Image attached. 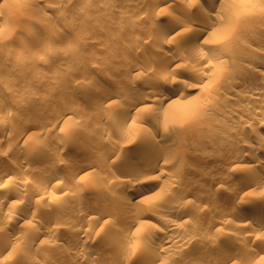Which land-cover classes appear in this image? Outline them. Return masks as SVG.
<instances>
[{
  "label": "rangeland",
  "instance_id": "rangeland-1",
  "mask_svg": "<svg viewBox=\"0 0 264 264\" xmlns=\"http://www.w3.org/2000/svg\"><path fill=\"white\" fill-rule=\"evenodd\" d=\"M63 1L65 2L61 5L57 4L56 0H7L0 3V114L11 111L14 115L6 132L2 133L3 131L0 128V136H2L0 138H5L2 139L3 145L1 144L2 149L0 148V159L3 157L4 159L12 157V159L8 158V160H10L9 162L5 160L3 163L2 161L4 159H1L2 161L0 160V168H2L0 172L2 173L4 171L3 166L5 163L11 164V162L17 163L18 161L20 164L21 161H23L21 164L25 166L23 165V168H20L18 165L16 169L19 167L21 170L20 176L27 177L30 186L32 185L30 184L32 181L38 178L43 179L44 175L46 176V174L50 172L46 171V169L51 170V168L46 167V161L48 160H55L57 167L60 165L59 170L62 172L61 178L54 181L55 183L52 184L49 189L54 194L53 197L56 198V200H53L56 204L50 201L52 198L48 197L49 194L45 196L46 204L36 201L33 197H26L22 200L12 198L16 200L15 202L19 207V212L23 213L24 216L16 226L7 227L9 232L13 236H16L23 228L26 229L29 224L33 223V221L43 222L46 220L42 211L43 206L46 207L49 203V205L57 207L53 209L51 216L55 217L59 223H62L61 220H63L65 216L75 214L73 210L78 202L80 204L82 201V203H92L93 201L92 204H94V206L96 203L98 204V206L96 205V207H99L98 210H100V206L101 208H105V206L108 205V208L114 206L107 196V193H111L113 190L106 186L108 190L105 191L103 186H100L97 181H93V177L97 175L98 177H104L108 171L124 172L128 166L125 165L126 167H123L122 165H117V162H114L117 164L115 165L113 163L111 168L107 169L105 167L106 169L104 168V170L103 167H100L99 161L104 156L106 144L114 143L115 145H121L122 143V150H128L129 152H127L132 154V157H134L133 152L134 155L136 152L138 153L136 148V145H138V138L131 140L132 138L129 139L130 137H125L123 136L124 131L137 133L136 135L138 137H148L150 135L152 139H155L157 143L162 146V149L166 148L171 152L178 153V155L181 154L184 160L189 161V163L184 168L183 172H181L174 166H170L169 168L168 166L170 164L166 162L162 163L161 158L157 159L155 155H158V153H152L154 161L152 164L157 165V167L164 166L171 169V174H174L172 176H175L178 182L176 183V180L170 182L172 179H163L165 181L161 182L162 184H159V186L155 188L154 191H156V193L158 192V195L165 191L164 194L159 195L163 200L161 201L165 209L160 203L161 208H158L159 206L157 207L158 209L155 208L158 212H153L155 215L151 214L145 217L149 226L143 229L144 231L140 237V239H144L140 240L142 242H139L138 239H132L131 237H129L127 241L123 240V242H121L119 237H116V233L113 229L117 227L120 222L118 223V220H115L116 215L112 214L114 218L111 216H107V218H112L118 225L115 221L113 222L108 218L110 221L107 222V224L109 223L107 226L111 229L109 227L105 229L104 227V230L100 228L101 226L97 228L93 226L94 228L92 227L90 232L80 236V239H75V236L70 234L69 231L77 229L76 226L78 224L72 226L68 222H63L64 224L62 223L61 225L58 223L59 225H57L60 228L58 235L61 233L60 237L58 236L52 240L50 239V241L48 240L34 247H30L27 240H23L26 245L24 246L22 245L24 242H20L21 245L18 250L24 251L23 254L25 259L27 258L30 260V258L33 259L37 257L43 261V264H76V259L72 256H67L66 251L71 249L78 252L81 247H87L104 252V255H107L106 258L110 256L109 258L113 262H120L121 257L116 253V249L113 247H116L115 245H118L117 243H125L132 251L127 263L124 264L143 263L145 256L144 251H146L143 241L150 240L152 237L158 240L163 238L162 235L168 230L164 222H162V218L159 216L162 214L165 217L168 215L167 217L169 218H178L175 213L168 212L166 209L167 206L175 205L174 208L180 209V211L182 210L186 214L183 218L184 220L182 219L180 221L181 225L179 232L184 231V233L187 232V234H191L194 241L182 244L181 246H176V244L172 246L170 244V250L168 249L167 252L164 251L160 254L163 256V258L160 257L162 261L165 262L164 264H202L203 261L209 259L212 263L214 258L215 263L219 264L221 263L220 258L222 257V249H226L227 247L240 251L241 253L239 252L238 255L241 256L228 260L229 262L226 261L223 264H264V231L258 232V228L264 226V181L259 188L253 189L254 187L251 186L248 188L249 190H244L243 194L239 193V195L231 199L230 194L232 193L231 191H233L231 189L234 188L235 190L236 187L238 188L239 186L230 188L231 186H229L227 179L236 177L237 179L234 178L236 180V185H240L241 181L247 177V172L245 174V171L247 170V164H249L247 161L248 159L245 157H241L242 159L240 158V160L235 158L233 164L230 165L231 167H225L220 164V162L215 163L216 161L213 160H208L209 162H203L202 160L204 156L212 151V145H215L211 134L223 132L225 125H227V123L229 124L231 119L236 118L237 114H248V111L243 109L244 106H238L239 102L237 100L241 101L240 103H244L242 95L245 93L235 82L245 75H250L252 72L254 75L253 77L257 81L263 80L264 82V67L255 61L257 59L264 61V45H251L249 43L250 37L256 34L264 38V0H233V2L230 0L231 3L229 1L225 5L219 6V11L218 7L214 8L213 13L215 14L213 15H215V17L212 15L211 19L213 22L215 21L217 23L218 21V24L221 23L220 26L225 28V32L220 30V32L222 31V35H219L220 37L215 34L218 31L209 33L211 39L215 36L217 39L208 42L211 44L217 43L220 47L216 46L212 48L206 44L202 47L204 50L210 47L211 50L213 49V53L218 54L220 59L216 61L218 64L213 63L216 65L207 66L205 61H197L198 59L196 57L194 60L197 59L195 61L197 64L195 63L196 66L194 70H190L184 60L179 59L181 60L179 64L176 65L173 70H169V72L166 70L161 72L159 70L161 66L163 67L166 63V58L160 60L161 55L158 54L159 49L167 51V55L177 50L186 55L188 52L186 49L188 43H185L177 37L172 39L170 43L161 41L160 43L157 36L158 40L155 36H152V38L150 37V39L148 38L147 41H145L141 39V36H143L146 29L149 28L146 25V28L142 26L138 20L142 19L144 23L151 22L152 20L161 25V23L164 24L168 21L166 17H169L170 14H177L178 16L180 15L181 17L188 18V20H193L197 23L203 20V15L199 13V6L196 5H199V3L204 0H198V3L192 1L191 3H194H190L186 8H182L176 0H171L172 2L142 0L135 6V10L126 16L121 15V9L130 8L129 0H91L82 14L78 13L81 6L77 2L80 0ZM154 2H161L159 4L161 6L160 9L156 10ZM54 3L55 6L52 8L51 6ZM226 28H228L229 31H226ZM220 32H218V34H220ZM48 46L55 47L57 52L54 54H47L45 48ZM118 50L126 54L125 59H122L121 56L119 57V53L121 52L117 53L116 51ZM19 55H26L25 60L20 63L18 62ZM152 61L156 62L158 66L161 65L160 68H148L150 63H154ZM202 62H205L206 66H204ZM136 65L142 66L143 71H140L141 73L139 72V75H132V69H134ZM201 70L202 72L204 71V73H213V75H217L219 77V82L217 90L210 91V93L207 92L208 85L206 84L208 83L205 84L206 87L204 85V90H202V92L197 88L192 90L197 95L199 94L198 99L202 100L203 103L201 104H203V109L206 107L204 110L205 113L198 116L196 121L189 123L182 119V116H178L174 118V120L170 119V114L168 112L169 107L166 109L164 108L163 111L158 113L159 99H156L154 101L149 100L147 103L148 107L144 112L146 117L148 116L147 120L135 119V123L137 124L131 125L130 128L127 127L128 125L124 126V129L122 127L120 130V132L123 131L122 134L115 130L112 118L118 111L114 112V107L118 108L122 102L127 100L128 97L131 98L133 94L134 96L140 95L143 98L147 97L148 94L142 90L147 78H179L181 82L184 80V85L179 81L180 83H178L176 89L178 87L186 90L188 85H197V83H199L196 73L201 72ZM253 70L259 74L257 73L258 75H256ZM226 75H234L235 79L230 81L231 78H227ZM239 75L243 76L241 77ZM236 76H238L237 79ZM208 82L210 83L211 81ZM85 87H89L92 91H84ZM94 89L95 91H93ZM113 91L115 96L111 95V97H105L108 92ZM262 99L263 98L257 99L255 100L256 102L250 101V103L254 102L260 104L261 102L262 104L259 106H262L264 104V100ZM70 100L77 101V106L75 105L76 108L70 113L71 116L62 119L64 122L61 120L58 124H52L53 120H55L54 116H59L57 112L59 103ZM261 111L262 110L259 109V111L256 110L255 113H249L250 116L253 117L252 126H233L230 132H228L229 134L227 132L224 134L228 135L232 143L235 141L242 142L243 140H248L256 124H260L264 121V115ZM55 113L58 115H54ZM31 121H34V128H30V130L27 129L26 132L25 127L28 128L27 124ZM48 123H50V126ZM105 123L110 127L112 126V131L108 133L104 132L102 135L99 130ZM82 128L87 132L90 130L91 133L89 131L88 133L79 134L78 131H80V129L82 130ZM165 128H172L175 130L177 138L162 134ZM23 131V136L16 139L20 135L19 132L22 133ZM6 134L10 136L8 137ZM13 134H15V136ZM94 135H97L98 139L96 138L97 136ZM178 136L181 137V143H177L178 141L176 139H178ZM6 138H8V142H6ZM17 140L19 142L18 146L22 145V148L14 151L12 147L17 144ZM57 141L59 144V141H64L66 144L60 148ZM256 143L257 142H255V145ZM88 144L94 145L88 146ZM182 144H184V146H182ZM85 145L89 148L93 147V149L90 150L91 154L79 151L78 148H82V146L86 147ZM257 145L260 146L258 143ZM57 146L59 148H57ZM8 148L9 151L7 150ZM257 155L264 157V145L258 150ZM223 156L228 157L229 154L225 153ZM95 158L96 160L100 158L99 161L93 163L95 166L92 168L90 167L86 172L84 169L82 172L83 174H77L76 178L71 177V171L76 167L75 165H79V162L82 164L83 161L85 162L83 164L90 163V161L95 160ZM15 163L11 165H15ZM74 163L76 164L74 165ZM19 169L18 173L20 172ZM119 169L122 170L120 171ZM129 169H131L130 166ZM44 170L46 172H44ZM255 170L257 171L255 172ZM88 171L90 173H88ZM257 172H259V176H264V170L259 171L258 168H254L252 174H256L257 178H259ZM156 173H158V171L153 172V174ZM184 175L195 176L196 180L194 182H188ZM15 180L16 179H13L9 182H11L13 188L17 190L18 183L16 184L17 181ZM7 182L8 181L2 182V186H4L3 188L5 190L3 188L0 189V194H2L3 191L5 192L6 190L12 189V184ZM57 182H60L64 187L61 188V185L56 184ZM6 183L8 185H6ZM91 188L100 191L101 196L98 193L97 197L96 193L92 191L94 189L91 190ZM30 190L31 187L30 189L27 187L25 190L22 189L21 191L28 194ZM102 192L105 197L102 196ZM180 196V199L185 197L183 198L184 201L177 204L175 200ZM96 198L100 202L97 201ZM95 201L96 203H94ZM225 201H227L230 206H228V209L225 208L222 210L220 205L225 203ZM250 203L255 207L253 208V213L256 218L251 220L249 225L239 227L238 221L235 218V212L241 207H246L244 205ZM143 208L144 206H142L141 209ZM8 210H10V207L3 205L2 209L0 208V215L2 214L3 217H7L6 214ZM34 210L38 211V215L33 217ZM64 220L66 221V219ZM91 221L92 220L84 221V223L82 222L83 228L89 227ZM216 221L219 223L217 224ZM4 222L5 218L2 223ZM2 223L0 221V227H3ZM106 230H111L110 235L114 241L113 245L111 236L110 239L108 238L111 240V244L107 241L108 239L105 240ZM241 242L243 244L242 248ZM229 244L231 246H229ZM236 245H238L237 249H235ZM260 245L263 246V251L258 249ZM15 248H13V250H15ZM12 256L13 260L14 258L17 259L15 255L12 254ZM0 258L8 260L2 259V264H26L24 259H19L21 261L14 260L16 261L14 262L12 259L10 260V256H3ZM139 258H141V260ZM89 264H102V261L93 259Z\"/></svg>",
  "mask_w": 264,
  "mask_h": 264
},
{
  "label": "bare ground",
  "instance_id": "bare-ground-1",
  "mask_svg": "<svg viewBox=\"0 0 264 264\" xmlns=\"http://www.w3.org/2000/svg\"><path fill=\"white\" fill-rule=\"evenodd\" d=\"M5 1H7V0H0V3H3ZM56 1H57V4H59V5H61L65 2L63 0H56ZM90 1L91 0H80L79 2H77L81 6L78 13H80V14L84 13L85 8L88 6V3ZM141 1L142 0H129L130 8L127 7V8L121 9L122 10L121 15H124V16L129 15L133 10H135L134 9L135 6L138 5ZM176 1L179 2L180 6L182 8L183 7L186 8L187 5H189L192 1H195L197 3L199 2L198 0H176ZM229 1L230 0H204L201 3H199V5L195 4L196 6H199V13L201 15H203V20L200 22H197V23H195L193 20H188V18L181 17L180 15L178 16L177 14H172V15L170 14L169 17H166L168 21H166L164 24L161 23V25H159L158 22L157 23L155 21L153 22L151 19H150L151 22L147 21L148 23H144L142 19H139L138 22H140V24H142V26L146 25L149 28V29H146L144 35L141 36V39H143L145 41H147L148 38L150 39V37L152 38V36H155L156 39L158 37L159 42L161 41V42H165V43H170V41L172 39H175L177 37V38H180V40L184 41L185 43H188L187 48H186L188 51L187 52L188 54L186 53V55H184L183 53H181L178 50L167 55V53H166L167 51H165L164 49H159L158 54L161 55L160 60L161 59L164 60L166 58V61H165L166 63L164 64L163 67L160 65L161 66V68H160V66H158L156 64V62L152 61L154 63H150V65H148V68L154 69V68L158 67V68H160L159 70L161 72L162 71L164 72V70L169 72V70L170 71L173 70V68H175L176 65L179 64V61L184 60V62L188 65V68L190 70H194V68L197 64L195 61L197 59H198L197 61H200V60L205 61L207 63V66L208 65L214 66V65L218 64L216 62V61L220 60L218 57V54L213 53L212 52L213 49L211 50L210 47H212V48L216 47V46L220 47V45L217 43L216 44L209 43L210 40L213 41V40L217 39L216 36L211 39V37H209L210 36L209 33H212V31H218V32H220V30L224 31L225 28L220 26L221 23L218 24V21H217V23L215 21L213 22V20L211 18H212V15L215 14V13H213L214 8L218 7V11H219V6L225 5ZM162 2H172V1L171 0H162ZM232 2H233V0H232ZM55 3L51 6L52 8H54ZM160 3L159 2L155 3L157 5L154 4V6L156 7V10L160 9V7H161L159 5ZM193 3H191V4H193ZM230 3H231V1H230ZM131 5H132V7H131ZM156 10H154V11H156ZM213 16L215 17V15H213ZM146 20H145V22H146ZM146 26H145V28H146ZM227 30L229 31L228 28H226V31ZM218 32L215 34H217L218 37H220L222 35L221 34L222 31L220 32V34H218ZM256 35L255 36L251 35L252 37H250L249 43L251 45H261V44L264 45V38H262L263 36L259 37L258 35L257 36ZM178 36H180V37H178ZM129 38H130V36H129ZM205 44L209 45L210 47L208 49L204 50L202 46H205ZM45 50H46L47 54H54L57 52V49L55 47H52V46L46 47ZM116 52L119 53L121 51L118 50ZM119 54H120L119 57L121 56L122 59L126 58V54L124 52H121ZM191 55L195 56V57H192ZM18 57H19L18 62L20 63L23 60H25L26 55H19ZM196 57H197V59L194 60V58H196ZM127 58H129V57H127ZM179 59H181V60H179ZM260 60L257 59L255 61L264 67V61L263 60L260 61ZM205 62H202V64L204 63V66H206ZM185 63H184V65H185ZM213 63H216V64H213ZM140 71H143L142 66L140 67L139 65H136V67L134 69H132L131 73H133L132 75H136ZM253 71H255V70H253ZM252 73H250V75L249 74L245 75L244 77H242L243 75L242 76L239 75L242 78L240 80H238L237 82H235L233 80L240 88L243 89V91L245 93L242 95V97H243L242 100L244 101V103H240L241 101L237 100L239 102L238 106H240V107L244 106L243 109H246V111H248V114L247 113L246 114H243V113L237 114L236 118L231 119L229 124L227 123V125H225L223 132L220 131L221 133L211 134L212 138L214 140L213 143H215V145H212V148H213L212 151L210 150L211 152H209L206 156L202 155V156H204L202 158L203 162L208 161V160H213V161H216L215 163L220 162V164H222L225 167L232 165L233 160L235 158L240 160L241 157L242 158L245 157L248 159L247 161L249 162V164H247V170L245 171V174L247 172V174H246L247 177H246V179H243V181H241L240 185H238V184L236 185V180L234 179L236 177H234V178L231 177V178L227 179L229 186H231L230 188L235 187V186H239L238 188L236 187L235 190H234V188L231 189V190H233V191H231L232 193L230 194L231 199L235 198L237 195H239V193L243 194L244 190L246 191V189H248L251 186L254 187L253 189L259 188V186H261V184H263V181H264V176H262L261 174H260L261 176H259V174H258L259 172H257L259 178H257V175L255 173H254L255 175L252 174L254 172V168H256V169L258 168L259 171L264 170V157H260L257 155L258 150L261 148V146L263 147V145H264V121L261 122L260 124H256V126L252 130V134L249 138L250 140L247 138L248 140H243L242 142H240V141L236 142L235 141L232 143L231 140H229L228 135L224 134L226 132L227 133L230 132V130L232 129L233 126L234 127L237 125L252 126L253 117H251L249 113H252V112L255 113L256 110L259 111V109H261L262 110L261 112L264 115V104L262 106H259L260 104H262L261 102H260V104H257L254 102L250 103V101H255V100L261 99V98H263L262 100H264V82H263V80L257 81L253 77L254 75ZM255 73H256V71H255ZM257 73H256V75L259 74V73L258 74ZM196 75L198 76L199 83H197V85L196 84L188 85L186 90H184V88L180 89L178 87L176 89V86L181 81L179 80V78L176 79L173 76H172L173 78H163V79H159V78L149 79V78H147V80H145V82H144V86L142 85L143 86L142 90L145 91L146 94H148V96H147L148 98L147 97L143 98L140 95H138L139 97L137 95L134 96V94H133V95H131V98L128 97L127 100L122 102V104L119 106L120 109H119V107L118 108L114 107V109H115V110L113 109L114 112L118 111V113L117 114L115 113L116 115L114 114L113 115L114 117L112 118V122H113V125L115 126V130H117L119 133L120 130L122 129V127L124 129V126L128 125L127 127L130 128L131 125H134V124L136 125L137 123H135V119H137V118H138L137 120H139V119L144 120V121L147 120L148 116L146 117V115L144 113L148 107L147 103L149 100L154 101L156 99H159V103H158L159 106H158V110H157L158 113L163 111L164 108L166 109L167 107H169L168 112L170 114L169 115L170 119L174 120V118H176L178 116H182V119L188 121L189 123H193L194 121H196L197 120L196 118H198V116H200L202 113H205L204 110L206 107H204V109H203V107H202L203 104H201L203 102H202V100L198 99L199 94L197 95L192 90L194 88H197V89H200V91L202 92V90H204L203 89L204 85L206 83H208V84H206V85H208L207 86V92L210 93V91H216L217 90L218 82H219V77L217 75L216 76L213 75V73H211V74L204 73V71L202 72V70H201V72H197ZM251 75H252V77H251ZM226 76H227V78L228 77L231 78L230 81L232 79H235L234 75H226ZM237 77L238 76H236V79H237ZM208 81H211V82L209 83ZM183 82H184V80L181 83H183ZM183 85H184V83H183ZM206 85H205V87H206ZM169 88H171V89H169ZM90 90L91 89H89V87L84 88V91H90ZM93 91H95V89ZM114 94H115L114 91L108 92L105 95V97H109V96L111 97V95H114ZM29 96H26V97H29ZM44 98H45V96H44ZM112 102H110V103H112ZM76 104H77L76 100H74V101L73 100L62 101L61 103H59V106L57 108L58 110L56 109L57 112L59 113V116H57V117L54 116L55 120H53L52 124L53 123L58 124V122L61 121L62 119H66L67 117H70L71 116L70 113L74 110V108H76L75 107ZM149 105H151V104H149ZM223 107H224V105H223ZM59 110H60V112H59ZM68 114H69V116H68ZM54 115H58V114L55 113ZM13 116H14L13 112H11V111H6V112L0 114V128L3 131L2 133L6 132V130H8L9 124H10ZM33 122L31 121L30 123L27 124L28 128L27 127H25L26 129L23 127L22 128L25 129V131L27 129L30 130V128H34L35 124ZM62 122H64V121L62 120ZM48 124L50 126V123H48ZM20 126H21V124H20ZM25 126H26V124H25ZM84 130H83V128H82V130L80 129V131H78L79 134L80 133L83 134V133L87 132L86 130L85 131ZM260 130H262V131H260ZM99 131H100V134L102 133V135H103L104 132L108 133V132L112 131V126L110 127L108 124L105 123L100 128ZM122 132H120V134H122ZM90 133H91V131H90ZM19 134H20L19 136L16 134L18 136L16 139H19L20 136H23L24 131L22 133L19 132ZM123 134H124L123 136H125V137L127 136V138L130 137L129 139L132 138L131 140H134L135 138H138V140H139L138 141L136 139L138 142V145H136L138 153L136 152L137 154L135 153V155H134V152H133L134 157H132V154L128 153L129 152L128 150H127L128 152L126 150L125 151L122 150V147H121L122 143H121V145H115L114 143L113 144L108 143V145L106 144V147L104 148L105 151L103 150L105 153H104V156L102 157L101 160H100L101 157L99 159L97 158L98 160H96V158H95V160L90 161V163L83 164V163H85L83 161V163L80 164L81 162H79V165L78 164L75 165L77 163L76 162V163H74V165L76 167L73 169H72L73 166L71 167V169L73 170V171H71V173H72L71 177L76 178L77 174L82 173L84 169L86 172V170H89L90 167L92 168L93 166H95V164H93L94 162L96 163V161H99V160H100L99 165H100V167H103V169L105 167L107 169L111 168L114 162H117L118 163V164L116 163L117 165H122L123 167L125 165H128L127 166L128 169L126 168L125 171H124L125 168L123 169L124 172L121 171L122 169H119L121 171L120 173L115 172V171H108V173L104 177H100V176L98 177V175L96 177L95 176L93 177L95 179V180L93 179V181H97L100 186H103L105 191L108 190L107 187H109L111 190H113V192H111V193H109L108 191H107L108 193L107 192L106 193H107V196L109 197L110 202L112 204H114V206L108 208V206H109L108 205V206H105V208L104 207L101 208V206L99 205L100 210H98L99 207H96V205L98 206L96 201L94 202V203H96L95 206H94V204H92L93 203L92 200H91L92 203L91 202L90 203L84 202L85 203L84 204V203H82L83 202L82 201L79 204V202H78L77 206L73 210V212H75V214L65 216L66 218L64 217L63 220L66 219V221L61 220L62 223L68 222L72 226H74V224H75V226L78 224L76 226L77 229H74V227H73L74 230L69 231L70 234L75 236V239H77V238L80 239V236H83L84 234L90 232V230L92 229L93 226H95V228L101 226L100 228L104 229V227H105V229H107V227H109V226H107V225H109V223L107 224V222L112 220V218H114V217H112V214H115L116 215L115 220L116 221L118 220L117 221L118 223L120 222V224L118 225V223L114 220L116 222V224L118 225V226L116 225L117 227L113 228L114 232L116 233V237L117 238L119 237L121 242H123V240L127 241V239L129 237H131L132 239H138L139 242H142L140 240H144V239H140V237H141L142 232L144 231L143 229L147 228V226H149L148 221L145 220L146 219L145 217L150 216L151 214L155 215L153 212H156V211L158 212L157 209L161 208L160 203H161V206H163L162 205L163 200L160 198L159 195L164 194L165 191H164V193H161V194L159 193V195H158V192L156 193V191H154L155 188L157 186H159V184H162L161 182L165 181L163 179H172L170 182L176 180L175 176H172L174 174H171V172H170L171 169H168L167 167H164V166L157 167V165L152 164V162H154L152 153H154V154L158 153V155H155V156H157V159L161 158L162 163L166 162L167 164H170L168 166L169 168H170V166H172V167L174 166L178 171H181V172H183L184 168L189 163V161L184 160V157L181 154L178 155V153L171 152L170 150H168L166 148L165 149L163 148L164 149L163 150L162 146L159 145L155 139H152L150 137V135L148 137L147 136L146 137H138L136 135L137 133H131V132H125V131L123 132ZM162 134H164V135L166 134L169 136L171 135V137L174 136L175 138H177L175 135L176 131L173 130L172 128L163 129ZM13 135L15 136V134H13ZM117 135H119V134H117ZM94 136H97V135H94ZM0 137H2V136H0ZM99 137H101V136H99ZM196 137H198V136H196ZM3 138H0L1 139L0 140V148L3 145V140H2ZM96 138L98 139V136ZM6 139H7L6 142H8V138H6ZM129 139H128V141H129ZM240 139H242V138H240ZM91 140H90V143H91ZM176 140L178 141L177 143H179V142L181 143V137L178 136V139H176ZM59 142H60V144L57 141L60 148H61V146H64L66 144L64 141H59ZM255 142H257L260 146H258L257 143L255 145ZM9 143H7V144L9 146H11L10 145L11 143L10 144ZM13 143H14V141H13ZM128 143H130V142H128ZM18 144H19L18 140H17V144L15 146H13V144H12V146H13L12 148L14 149V151H16V149L22 148V145H19V146H21V147H19ZM209 144H211V143H209ZM93 145L88 144V146H93ZM182 146H184V144H182ZM59 147L57 146V148H59ZM79 147H81V146H79ZM42 148H44V147H42ZM42 148H40V149H42ZM13 149H12V151H13ZM78 149L82 153L87 152V153L91 154L90 150L93 149V147L89 148L87 146L86 147L82 146V148H78ZM7 150L9 151V148ZM225 153L229 154V156L224 157L223 154L225 155ZM8 158L4 159V157H3L1 159L2 160L4 159V160L3 161L1 159L0 160L3 163L5 162V160H7V162H9L10 160H8ZM10 158L12 159V157H10ZM14 158H16V157H14ZM49 159H51V158H49ZM75 159H77V158H75ZM46 160H48V159H46ZM52 160L53 159L46 161L47 162L46 167L51 168V170L46 169V171H50V172L48 174H46V176L44 175L43 179L38 178L37 180H34L32 182L30 181L31 182L30 184H32L31 186L28 184L29 180H27L28 179L27 177L20 176L21 170L19 169V167L23 168L22 166L24 164H21L23 161H21L20 164L18 161H17V163L13 162V163H15V165H11V164H13L12 162H11V164H8V163L4 164V166H3L4 171L2 173L0 172L1 173L0 174V189H2L4 187V186H2L3 181L4 182L8 181L7 183H11L9 181L13 180V179H16L15 181H17L16 184L18 183V186H17V190H16L13 188V184L11 183L12 189L6 190L5 192L3 191V193L0 194V208L2 209L3 205L10 207V210H8L9 212L7 211L8 215L6 214L7 217H3L2 214L0 215L1 223L4 221V218H5V222L2 223L3 227L2 226L0 227V257H3V256L9 257L10 256V260L11 259L13 260V258H12L13 257L12 254H13L17 258V259L14 258V260H16V261H21L19 259H24V262H26V264H43V261H41L37 257L36 258L34 257L33 259L30 258V260H28L27 258L25 259L24 254H23L24 251L18 250L19 246L21 245L20 242H22V243L24 242V244H22V245L25 246L26 244H25V241H23V240H27L28 245L30 247H34V246H38V245H40V244H42L48 240L50 241V239L52 240L54 238H57L58 236L60 237L61 233H60V235H58V232L60 229L58 227V225L59 224L61 225L62 223H59L55 217L51 216L53 213V209H55L57 207H55V206L53 207L52 205H49L50 204L49 202H48L49 204H47L46 207L43 206L42 213H44V215L46 217V220H44L43 222L33 221V223L29 224V226L26 229L23 228L24 231L22 230L16 236H13L9 232V230L7 229L8 226H11V227L16 226L18 224V222L20 221V219H22L24 216L23 213L19 212V207H18L17 203L15 202L16 200H13L12 198H15L17 200H22V199H25L26 197H33V198H35L36 201H40L42 204H44L46 202L45 196H47V194H49L48 197L52 198V199H50L51 202H53V200H56V198L53 197L54 194L49 189H50L51 185L55 183L54 181H57L61 178L62 172L59 170L60 165L57 167L55 160L54 161H52ZM157 162H158V160H157ZM220 164H218V165H220ZM18 165H19V167H17V168L20 170L19 173H18V169H16V166H18ZM129 166L131 167V169H129ZM1 167H2V165H1ZM119 168H120V166H119ZM0 169H2V168H0ZM41 170H43V169H41ZM94 170H96V169H94ZM46 171L44 170V172H46ZM155 171H158V173L153 174V172H155ZM256 171L257 170H255V172ZM88 173H90V172L88 171ZM79 175H81V174H79ZM253 176L254 177L256 176V177L254 178ZM185 177H186V181H188V182H194L196 180L195 176L193 177L192 175H187ZM177 182L178 181L176 180V183ZM7 183H6V185H8ZM56 184L61 185V188L64 187V185H62L60 182H57ZM172 184H174V183H172ZM29 186L31 187V190L28 194H25L24 192L21 191L22 189L25 190L27 187H28V189H30ZM170 186H171V184H170ZM92 187H93V185H92ZM92 189H94V190H92ZM91 190L94 191L96 193V195L99 193L101 196V192L98 191L97 189L91 188ZM119 190H120V192H119ZM171 193H172V190H171ZM171 193H169V194L172 195ZM102 196L105 197L104 193L102 194ZM97 197H98V195H97ZM180 198H181V196L176 199L177 201L175 200V202H177V204L180 203L181 201H184L183 198H185V197H182V199H180ZM102 199H104V198H102ZM96 200H97V198H96ZM97 201H99V200H97ZM103 201H102V203H103ZM107 202H109V201H107ZM53 203H55V202H53ZM142 206H144L143 209H141ZM228 206H230V205L227 201H225V203H222V205H220L222 210L225 208L228 209ZM244 206H246V207H244ZM244 206H243L244 208L239 206L241 208L239 210H236V212H235V218L238 221L239 227L249 225L251 220L256 218L254 216V213H253V208H255L254 205H252L250 203V204H246ZM174 207H175V205L167 206L166 209L168 210V212L175 213L178 218H175V219L169 218V217H167L168 215L165 217L162 214H161V216H159L162 218V219L161 218L160 219L163 220L162 222H164L168 231H166L164 233V235H162L163 236L162 239L158 240V239H154L152 237V239L150 238V240H147L145 242L143 241V243L145 244L144 248L146 251H144V254H145L144 260L142 259L144 262L139 263V264H162V263L164 264L165 262L162 261V259H161V257L163 258V256H161L160 254H161V252H164V251L167 252L168 249L171 247L170 244L172 246H173V244H176V246L177 245L181 246L182 244L194 241V239L191 237V234H187V232L184 233V231L179 232V228L181 225L180 221L185 217L186 214L184 211H182V210L180 211V209H176ZM155 208H157V209H155ZM164 209H165V207H164ZM159 210H161V209H159ZM162 211H163V209H162ZM37 212H38L37 210H34L33 217L38 215ZM263 212H264V210H263ZM107 216H111L112 218L110 219L108 217L110 219V220H108ZM88 220H92L90 226L88 225L89 227L83 228L82 224L84 223V221H88ZM54 221H55V224H54ZM216 223L218 224L219 222L216 221ZM110 224H111V222H110ZM64 229H66V228H64ZM106 231H107V233L104 231L105 236H106V237L104 236L105 240L108 238L110 239V236H111L110 235L111 230H106ZM263 231H264V226L258 228V232H263ZM246 236H247V234H246ZM113 237H115V236H113ZM142 237H143V235H142ZM109 239L107 241H109V243H110L111 240H109ZM111 239H112V245H113L114 241H113L112 236H111ZM77 242H78V240H77ZM73 244H74V241H73ZM117 244L118 245H115L116 247H113V248L116 249L115 250L116 253L121 257L120 262L117 261L119 263H117L115 261L114 262L111 261L109 258L110 256L108 257L109 258V260H108V258H106L107 255L105 256L104 252H101V251L94 249V248L90 249L87 247H81L78 250V252L70 249V250L66 251V255L69 257L70 256L74 257L76 259L75 261L77 262L76 264H89L91 261H93V259H99L100 261H102V264H124V263H127L129 257L131 256L132 250H130L128 245H126L125 243H122V244L117 243ZM240 244H241V248H242L243 247L242 242ZM238 245H236L235 246L236 248L235 247L234 248L237 249ZM229 246H231V245L229 244ZM13 248H15V250H13ZM241 248H239V249H241ZM26 249H27V247H26ZM258 249L260 251H263V246L260 245L258 247ZM239 252L240 251L233 250L230 247H227L226 249L223 248L222 249V255H221L222 257L220 256L221 257L220 258L221 263H219V264H223L224 262H226L228 260H232L234 258L241 256V255H238ZM2 259L3 258H0V261ZM139 259L141 260V258H139ZM214 259L212 260L213 261L212 263L209 261L210 260L209 259L207 261H203L202 264H216ZM3 260L8 261L5 258ZM2 261L0 264H2ZM16 261H14V262H16ZM22 262H20V263H22ZM199 262H201V261H199Z\"/></svg>",
  "mask_w": 264,
  "mask_h": 264
}]
</instances>
